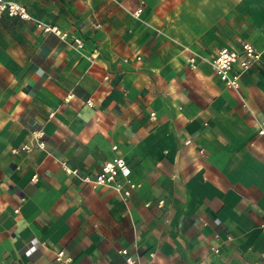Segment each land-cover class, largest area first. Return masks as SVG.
<instances>
[{
	"label": "crops",
	"instance_id": "crops-1",
	"mask_svg": "<svg viewBox=\"0 0 264 264\" xmlns=\"http://www.w3.org/2000/svg\"><path fill=\"white\" fill-rule=\"evenodd\" d=\"M17 1L35 20L0 19V264H264V0ZM244 40L261 59L231 88L212 60ZM115 156L128 198L84 179Z\"/></svg>",
	"mask_w": 264,
	"mask_h": 264
},
{
	"label": "built area",
	"instance_id": "built-area-1",
	"mask_svg": "<svg viewBox=\"0 0 264 264\" xmlns=\"http://www.w3.org/2000/svg\"><path fill=\"white\" fill-rule=\"evenodd\" d=\"M142 8H138L134 14L139 16ZM5 15L19 17L24 20H35L27 6L17 0H0V19ZM38 26H43L42 22H37ZM45 31H54L65 37L67 33L61 32L56 26L46 24L43 26ZM75 43L82 46L80 38H75ZM261 59V52L250 41L244 40L238 47L223 46L219 49L212 60V65L217 75L225 82L228 87L238 89L242 75L252 69ZM195 62V57L191 58ZM259 134L264 135V120L261 121L258 130ZM40 145L41 142L39 143ZM117 149V146L113 147ZM22 149L29 151L30 146L25 144ZM68 173L78 174V170L64 166ZM132 169L128 161L123 156H115L106 160L95 178L85 176L84 179L97 185H106L113 188L123 198H128L136 183L131 178ZM34 179L37 178L35 175ZM122 254L126 256L127 264H136L135 258L129 254L127 249H123Z\"/></svg>",
	"mask_w": 264,
	"mask_h": 264
}]
</instances>
